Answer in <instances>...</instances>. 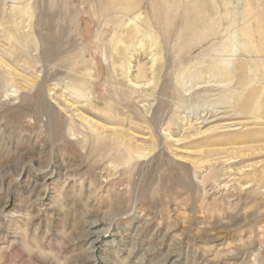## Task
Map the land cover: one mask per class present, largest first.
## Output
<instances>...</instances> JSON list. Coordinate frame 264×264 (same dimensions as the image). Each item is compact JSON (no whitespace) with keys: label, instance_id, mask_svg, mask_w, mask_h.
<instances>
[{"label":"rangeland","instance_id":"obj_1","mask_svg":"<svg viewBox=\"0 0 264 264\" xmlns=\"http://www.w3.org/2000/svg\"><path fill=\"white\" fill-rule=\"evenodd\" d=\"M52 1L0 0V264H264V0Z\"/></svg>","mask_w":264,"mask_h":264},{"label":"bare ground","instance_id":"obj_2","mask_svg":"<svg viewBox=\"0 0 264 264\" xmlns=\"http://www.w3.org/2000/svg\"><path fill=\"white\" fill-rule=\"evenodd\" d=\"M62 1V0H61ZM60 1V2H61ZM118 0H96L95 1V3H94V5L92 6V13L96 16V17H101V12H109V11H111V9L114 7V4L117 2ZM40 2V1H39ZM43 3V2H42ZM40 4V3H39ZM45 4V3H44ZM54 4H56V3H54V1H52V0H50V3L48 4V5H50V6H47V10H49V12H51V10H52V7H53V9H55L56 8V6H54ZM151 4H152V2H151ZM38 5V4H37ZM41 5V4H40ZM47 5V4H46ZM45 5V6H46ZM59 5V3L57 4V6ZM157 9H158V13H157V20L159 21V23H162V22H164L163 21V19H165V17L163 18L162 16L163 15H165V13L163 14V7H164V4H163V1L162 0H159V2H157ZM166 5V4H165ZM43 6V5H42ZM37 7H39V6H37ZM151 7V6H150ZM168 7V6H167ZM166 7V8H167ZM60 8V7H59ZM59 8H57L58 10H59ZM155 8V7H154ZM165 8V7H164ZM51 9V10H50ZM156 9V8H155ZM198 9V8H197ZM196 9V10H197ZM200 9L201 8H199V10L197 11V12H199L200 11ZM46 10V11H47ZM113 10V9H112ZM38 11V10H37ZM40 11V10H39ZM38 11V12H39ZM53 11V10H52ZM55 11V10H54ZM194 11V10H193ZM59 12H60V10H59ZM62 12V11H61ZM154 12V11H153ZM157 12V11H156ZM187 12H188V10H187ZM187 12H186V14L185 15H187ZM190 12V11H189ZM196 12V11H195ZM195 12H191L192 14H195ZM202 12V11H201ZM40 13H42V12H40ZM54 13H56V11L54 12ZM54 13H49V14H47V15H50L51 17H49L50 19L54 16ZM60 14V13H59ZM111 14V13H110ZM154 14V13H153ZM190 14V13H189ZM192 14H190V16L192 15ZM197 14V13H196ZM195 14V15H196ZM202 14V13H201ZM200 14V15H201ZM47 15L45 16V17H47ZM58 15V14H57ZM98 15V16H97ZM205 14L203 13V16H204ZM40 16V15H39ZM156 16V15H155ZM154 16V19L156 18ZM193 16V15H192ZM191 16V17H192ZM196 16H199V15H196ZM203 16H201L202 17V19H200V18H198V21H199V19H200V21L202 22V20L203 19H205ZM70 17V16H69ZM187 17V16H186ZM41 18V17H40ZM49 18H48V20H49ZM193 18V17H192ZM45 19V18H44ZM53 19H54V17H53ZM70 19V18H69ZM186 19V18H185ZM185 19H184V21H185ZM189 19V18H188ZM194 19V18H193ZM193 19H191V21H195V20H193ZM195 19H197V17L195 18ZM187 20V19H186ZM206 20V19H205ZM53 21V20H52ZM56 21V20H55ZM158 21H156V23L158 24ZM197 21V20H196ZM51 23V22H50ZM49 23V24H50ZM186 23H188V22H185L184 24H186ZM199 23V22H198ZM190 24V23H189ZM192 24H194V22L192 23ZM197 25V24H196ZM199 25H201V24H199ZM203 25V24H202ZM201 25V28L203 27ZM187 26V25H186ZM192 26V25H191ZM191 26H190V28H191ZM198 26V25H197ZM50 27V26H49ZM187 27H189V26H187ZM55 35V34H54ZM126 49V48H125ZM125 58V57H124ZM219 67H221V66H219ZM223 68V67H222ZM130 70V69H129ZM222 70V69H221ZM245 75V74H244ZM256 89V88H255ZM258 93V92H257ZM256 96V90H250V93L248 94L247 93V99L249 100V99H252L253 97H255ZM206 119V118H205ZM204 120V119H203ZM206 121V120H205ZM204 122V121H203ZM97 130V129H96ZM101 131V130H100ZM102 135V134H101Z\"/></svg>","mask_w":264,"mask_h":264}]
</instances>
